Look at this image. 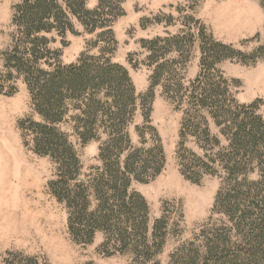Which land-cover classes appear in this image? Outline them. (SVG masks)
Instances as JSON below:
<instances>
[{"label": "rangeland", "instance_id": "374dc122", "mask_svg": "<svg viewBox=\"0 0 264 264\" xmlns=\"http://www.w3.org/2000/svg\"><path fill=\"white\" fill-rule=\"evenodd\" d=\"M67 1L58 4L72 29L53 24L50 31L31 37L48 38L33 48L14 23L16 7L24 0H0V108L9 130L5 134L3 129L0 160L11 163L6 170L0 167V264H215L207 251L217 238L227 243L223 249L242 246L235 221L216 205L231 189L220 156L233 154V148L228 123L191 97L201 96L211 80L228 100L227 108L243 118L254 113L264 120V0H105L106 10L91 16L93 29L73 14ZM100 3L86 0V7L94 11ZM81 16L85 22L89 18ZM212 42L226 48L214 47L219 52L213 58L203 57V48ZM85 61L118 65L129 75L135 108L121 134L113 132V109L91 116L90 103L111 100L109 89L96 98L91 92L65 91L63 112L52 120L37 110L29 77ZM20 62L30 76L18 69ZM196 111L203 120L194 122H201V130L208 127L210 141L188 130L182 136L185 120ZM89 122L96 131L84 142L80 133ZM49 131L76 155L70 173L57 152L37 151ZM120 136L125 143L110 155L108 144ZM189 152L208 165L207 171L194 169L200 172L197 182L184 175V166L191 164ZM154 157L160 162L158 174L149 166L140 181L126 170L131 158L138 168ZM245 164L247 171L232 180L234 186L241 182L238 190L264 195V165L250 157ZM109 167H119L129 178L126 188L118 175L120 190H127V209L112 200L109 190L100 195L95 189L99 180L110 178ZM150 173L155 175L148 177ZM65 184L73 194L80 188L85 192L94 225L84 229L78 223L61 190ZM222 258L218 264H224Z\"/></svg>", "mask_w": 264, "mask_h": 264}, {"label": "trees", "instance_id": "16d2710c", "mask_svg": "<svg viewBox=\"0 0 264 264\" xmlns=\"http://www.w3.org/2000/svg\"><path fill=\"white\" fill-rule=\"evenodd\" d=\"M67 2L73 14L79 17L85 23L86 27L92 26V29L95 27V24H93V17L91 16L97 15L100 9L106 10L104 7L105 0H101L99 9L94 11L87 9L86 0H68ZM82 14L89 17L86 22L83 20ZM14 23L20 27L22 39L24 38L26 42L30 41L33 43V48H37V44L47 43L48 38L42 36L34 38L33 40L31 37L42 31H50L53 28V24L62 25L63 30L72 29L69 22H67V17L63 9L58 4V0H24L21 5L16 7ZM215 45L220 44L214 42H212L211 45L207 44V46L203 48V57H208L209 59L213 58L215 52H219V50L216 51L214 47H219L220 49L226 48L223 46V48H221V45ZM33 54H35V52H33ZM35 61L37 62V58H35ZM19 64V70L22 71L24 69L28 71L27 76L32 74L30 70H26L24 64H21V62ZM28 80L37 104V110L47 120H52L61 116L66 98V94H64L65 91L73 95L84 91L87 93L91 92V96L94 98H96L98 93L103 89H109L110 92L112 91L113 97L111 100L108 98L102 103L97 102V98L95 99L96 101L92 100L94 103H90V112L91 116L95 117L99 115L98 113L102 111L101 109H105L103 113H110L113 109L115 114L110 121L115 124L113 132L116 134H121L126 116L135 108L133 85L127 71L118 65L108 64V67H105L97 64H86L85 61L79 66L58 68L54 74L49 75L41 73V76L39 78L36 77V79L30 76ZM208 86L209 88L204 89V93L201 96L197 97L193 95L191 101L198 106L204 108L208 107L213 114H215L214 117L228 123L227 134L230 135L233 154H222L220 157L223 163L226 164L225 169L228 172V187H231V189H229L227 194L219 197L216 205L219 206V209L224 211L225 215L232 221H235V226L242 236V246H236L234 250L227 247L223 249L222 246L225 244L227 245V243H221L217 238V242L211 245L207 254L212 257L215 264L219 263L221 255H223L222 260L224 259V264H227L228 261L230 264H264V195L263 193L261 194V190H256V192H254V190H238V187L241 186V182H236L235 187L232 181L240 172L247 171L245 168V166L248 165L245 164L246 157H250L251 162L257 158L260 164L264 165V120L261 116H257L254 113H246L243 118L241 112H236L227 108L228 106L226 103L228 100L225 96L223 98L221 97L218 92V86L212 83L211 80H209ZM183 101L184 99L181 100V102ZM96 104L99 106L96 107ZM189 115L191 117L189 121L185 120L182 136L186 137V131L188 130L192 135L197 136L198 139L201 138L203 141H210L211 138L208 127L206 126L205 129L201 130V122H194L198 119L203 120V117L199 116L197 111ZM146 118L149 119V114L146 115ZM94 126V122L85 124L84 132L80 133L84 142L92 139L96 131ZM213 140L218 143L216 139ZM124 143L125 141L122 136L113 139V141L108 144V153L111 155V152H114L118 147H122ZM70 148L71 147L67 146L54 131H49L47 139L41 142L39 141L36 146L39 153L48 154L49 151H52V154H54V152H57L63 169L67 173H70L72 169L77 166L76 155ZM40 149H43V151ZM189 153L191 156V164L187 165L188 170L184 166V175L187 179L197 182L200 172L194 169H202L204 167L207 171L208 165L203 158L194 153ZM150 155L153 157L152 152ZM152 160L153 162L147 161L144 165L136 168V158H131L126 163V170L131 172L136 179L142 181L140 175L144 172L147 173L149 166L154 167L153 170L155 174H158L160 171L161 167L159 160L155 157ZM119 169V167H109L107 173L110 174V178L99 180L95 185V189L100 195L105 193V190H109L112 200L116 202L121 201L124 208L127 209L129 207L124 197L127 190H120L118 175L124 182V187L127 188L130 182L129 178H126L125 173L120 172ZM154 175L150 173L148 177ZM54 190L56 189L54 188ZM57 190H60V188H57ZM61 190H64L63 194L69 201L70 206L74 207L78 223L83 225L84 229H86L87 224H89V227L94 225L96 219H93L95 217L94 215L88 214L87 203L89 202H87L85 192L80 188L77 193L75 192L73 194V192L70 191L72 189H69L67 184H65ZM120 191L122 192L120 193ZM253 193H255V195ZM57 195L62 198L64 197L61 196V192ZM133 197L139 198V196L135 194ZM111 198L108 200V203ZM139 199L142 201L143 205H145L143 199ZM106 219L107 217L103 216V220ZM75 231L77 234L81 232L80 229H75ZM92 233L93 229L88 232V236L91 237V235H93ZM219 238L223 239L222 234L219 235Z\"/></svg>", "mask_w": 264, "mask_h": 264}, {"label": "bare ground", "instance_id": "6f19581e", "mask_svg": "<svg viewBox=\"0 0 264 264\" xmlns=\"http://www.w3.org/2000/svg\"><path fill=\"white\" fill-rule=\"evenodd\" d=\"M6 123H7V121H6L5 117L3 116V113H2L1 108H0V141L5 139L3 129H6L5 134L9 132V130L6 128L7 127ZM10 166H11V163L9 161H7L6 159L0 160V167H2L3 169L6 170V169L10 168Z\"/></svg>", "mask_w": 264, "mask_h": 264}]
</instances>
